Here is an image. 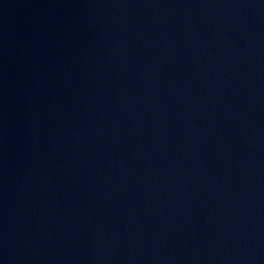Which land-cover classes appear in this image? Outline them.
Instances as JSON below:
<instances>
[{"label": "water", "instance_id": "water-1", "mask_svg": "<svg viewBox=\"0 0 264 264\" xmlns=\"http://www.w3.org/2000/svg\"><path fill=\"white\" fill-rule=\"evenodd\" d=\"M0 264H264V0H0Z\"/></svg>", "mask_w": 264, "mask_h": 264}]
</instances>
